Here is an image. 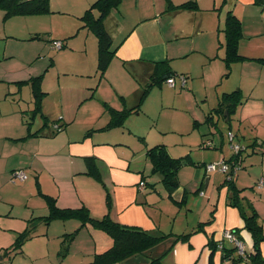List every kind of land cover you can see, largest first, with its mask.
<instances>
[{
  "label": "rangeland",
  "instance_id": "1",
  "mask_svg": "<svg viewBox=\"0 0 264 264\" xmlns=\"http://www.w3.org/2000/svg\"><path fill=\"white\" fill-rule=\"evenodd\" d=\"M93 1L51 0L54 13L39 14L34 18L17 16L5 19L3 22H7L6 34L12 37L3 36V26L0 23V250L6 244L8 246L14 242L17 223H20L21 218H26L29 210H34L37 214L47 210L43 195L55 196L58 205L65 200L95 202V199L102 198L103 195L105 197L104 177L99 182L92 177L76 174L77 172L74 174L62 156L55 153L44 154L60 148L69 138H81L87 130L94 128L99 131L109 122V112L102 105V102H107L103 101L104 97L96 92L94 99L88 98L92 92L90 86H94L99 80L98 74H95L96 60L95 64L91 60L97 53V42L93 32L83 26L80 18ZM184 1L187 0H172L175 4ZM195 1L200 9L197 13L166 11V0H123L120 10L114 9L107 18L106 29L111 32L112 46H115L138 25L132 31L133 35L121 44L125 56L131 60L133 57L139 58L132 62L135 72L134 67L127 62L128 69L132 74L136 73V77L143 75L144 70L139 68L150 67L151 62L148 60H168L171 69L178 73L174 78L176 88L163 83L161 87L151 89L143 99L140 111L125 119L126 126L139 130L145 137L150 133H160L167 141L165 144H173L170 145L172 149H185L188 143H194L195 148L187 153L191 160L201 162L203 155L206 164H211L209 160L214 154H231V144L227 137L230 127L236 130L237 114L231 116L230 124L220 117L216 119L213 128L206 123L207 110L217 105V97L226 90V81L230 77V73L226 74L221 59L224 50L219 44L225 41L222 30L226 14L219 2ZM31 34H38L39 38L32 39ZM55 41H66L67 48L59 52L52 47ZM252 42L264 43V35L253 38ZM121 62L120 59H112L105 72L106 76L114 81L118 78V82L129 80V84L124 82L125 89L130 86L134 88L135 85L130 81L133 75L127 69L125 71ZM186 75L187 85L181 88V77ZM34 79H37L35 83L43 93L41 104L45 116L55 120L60 114L71 120L65 131L58 132L45 141L24 138L28 132L34 133L33 131L43 128L44 124L39 115L31 118L34 105L30 84ZM47 91L49 95L46 97ZM59 92H62L64 112L59 105ZM112 96L117 94L112 92ZM125 96H130V92H126ZM119 97L122 103L118 100L111 101L113 105L108 103V107L122 108L124 100L122 96ZM96 98L102 101L96 102ZM21 111L27 117L22 116ZM203 112H206L204 116ZM50 126L52 127L51 123ZM102 134L100 131L94 133L96 137H107ZM196 137L198 143L194 142ZM202 138L212 140L217 149H205L201 143L204 141ZM139 151V148L135 150L136 155ZM213 164L217 165L210 171L214 172L213 178L218 175L221 178L216 182L211 180L208 187L204 184L201 191H198L199 181L196 178V174L200 173L199 168L187 165L179 172L180 183L188 191L186 204L188 208L194 207L198 213L201 206L199 199L205 194L206 198L213 194L215 200L222 197L217 190L225 174L218 163ZM17 172H24L28 180H16ZM240 173H244V170ZM145 177L148 183L165 191L157 182V176L151 174V165L147 168ZM146 188L150 189L149 186ZM80 202L79 200L78 204ZM22 230L23 228L20 231ZM58 232H61L60 226L51 228V241L57 239ZM47 236L48 232L46 236L26 241L23 253L14 256L9 264L31 262L32 257H37V264H50L46 251L42 250V255L41 250H37L34 245L36 241L47 244ZM64 246L69 247L66 242ZM0 252L3 253L4 250ZM50 258L52 264H60L63 259L61 255Z\"/></svg>",
  "mask_w": 264,
  "mask_h": 264
},
{
  "label": "crops",
  "instance_id": "2",
  "mask_svg": "<svg viewBox=\"0 0 264 264\" xmlns=\"http://www.w3.org/2000/svg\"><path fill=\"white\" fill-rule=\"evenodd\" d=\"M170 1L172 2V0ZM214 1L220 3V7L225 9V14L228 11H231L241 22L242 39L238 45L239 53L249 59L264 58V43L256 44L252 42L253 38L264 35V0ZM122 2L123 0H121V3ZM172 3L174 5L180 4H175L174 2ZM121 5L122 4H120V6ZM120 6L118 10H120ZM50 10V13L55 12V10L52 11L51 4ZM211 10L214 11V9ZM34 16L26 17L34 18ZM12 17L16 18L17 16ZM3 20H5L4 12L0 10V23H2L3 26L2 34L5 38L12 37L6 34V32H8L6 29L7 22L4 23ZM137 26L138 25H135L132 30L120 40V42L124 43L126 38L133 35L132 31L136 30ZM31 35V38L35 36L39 38L38 34ZM121 44L120 47H118L116 54L117 57L115 58L118 60L120 59L125 71L128 70L132 74L131 70L128 69L127 62L129 61V65L132 66V62L134 60H139V58L135 59L133 57L131 60V58L125 56V54L122 53L123 49L121 48ZM219 44L221 46V42H219ZM160 53L164 52L161 51ZM223 56L221 59H223ZM91 60L93 61V64H95L96 60L95 65L97 66V53ZM148 61L151 62L149 68H139L144 70L143 75L140 77L142 79L136 77L138 76L136 73L132 74L133 79L130 81L135 85V87L133 88V86H130L129 89H125L124 87V82L129 84V80L125 79L123 82H118V78L112 74V76L117 80L114 81L110 79L109 76L107 78L106 73L103 77H100L96 70L95 74H98L99 80L94 86H90V91L92 92L88 98L94 99L96 92H99L100 96L104 97L103 101H107L102 102L103 107L106 108L108 103L113 105L111 101L118 100L121 102L119 96H122L124 100V106L122 105V108H113L110 105L109 107L117 111L137 107L142 87L145 83L150 81L149 76L153 69V63L164 60ZM135 70L136 69L134 67V72ZM229 75L230 77L228 81H226V90L222 92H231L239 89L243 94L244 104L236 111V130H232L230 127L227 138L231 145L238 146L240 149L245 148L246 151L242 152L241 155L238 153L240 163L239 166L235 165V167H233L234 163H232V161L229 162L234 154L231 146V154H228L227 152L224 156L221 154H214L211 157L209 160L210 163L212 162L211 164L218 163L221 165L220 163L222 161L226 164V171L223 173L225 176L223 175V180L221 179L222 181L217 190L222 194V197L219 196L215 200L213 194L208 198L205 197V194L201 199H199L201 202L199 213L196 212L194 207L188 208L186 204L188 191L187 188L180 183V170L187 165L196 166L200 169V173L196 174V178L199 181L198 191H201L204 184L205 187H208L211 180L216 182V180L221 178V176L218 175L213 178L212 175L214 172L206 171L204 168L206 160L203 155L201 156L203 162H200V160L194 161L190 158L192 162L188 159V163L183 165L177 172L179 187L172 193V197L170 199L168 191L162 186L160 177L152 174V167L151 174L157 176V182L161 184L165 191L160 189L158 190L155 184L147 182L145 173L151 163H148L150 161H148L149 159L147 158L145 151L154 145L163 144L167 147L168 153L172 158H186V156H189L187 153L192 151L196 144L188 143L185 149H172L171 146L173 144H165L167 141L160 133H150L146 136V138L141 132H139V130H133V128L126 126L125 119L132 116V114L124 119L122 126H113L109 128L110 131L100 132L103 133V136L107 135V137H96L94 135L95 132H91V134L87 136V132L96 131L93 128L84 132L81 138H69L60 148L44 152V154L55 153L56 155L62 156L67 161L69 168L72 169L71 171H73L74 174L77 172L76 174L86 175L84 174L86 172L85 158H94L96 167L100 172V176L102 178L104 177L103 183L110 197V218L114 222L121 225L138 227L155 235L170 234L144 254L128 257L118 264H149L152 259L157 258L161 260L162 264H231V260L224 259V255L227 250L233 249L235 246L229 243L226 238L222 236V234L224 231H232L236 229L241 230L239 234L241 237L240 242L243 244L244 250L249 252L252 248L251 236L247 231L242 230L244 222L241 219L238 210L230 205L228 190L223 185L226 174L230 171H233L232 177L235 186L238 189H244L241 195L245 198L251 199L253 207L259 216L264 236V185L261 188H258V182L261 179L264 182V66L253 60L247 59L232 65ZM174 88H176V86ZM112 92L116 93L117 96L113 97ZM126 92H130V96H125ZM48 95L49 91L46 92V97ZM58 95L60 98L59 105L64 112L62 107V92H59ZM219 97L220 96L217 97V103ZM95 101L100 103L102 100L99 101L98 98H96ZM103 103H105V105ZM21 113L22 116L26 115L24 114V111H21ZM42 113L44 114L43 111ZM205 113L206 112H203L202 116H204ZM136 115L138 116V114ZM58 117L61 118V122L65 124L64 129L61 131H65L71 124V120H69L67 116L64 118V116L60 114ZM200 117L201 114L198 115V119ZM193 120L197 121L195 118H193ZM53 121L54 119L49 118V120H47L48 124L44 125L45 130L40 132L37 137H32L33 141H45V139L52 138L58 134V132H54L53 127H55V124ZM209 122L206 123L208 124ZM50 123L52 124V127L50 126ZM138 140H140L141 143ZM201 140L206 141L207 139L202 138ZM195 141L198 143L197 137L194 139V142ZM137 148L140 149L138 155H136L135 152ZM210 149L217 148L214 146V148ZM40 153L41 152H39V154ZM42 156L45 155L42 154ZM243 170L244 173H240ZM27 180L28 177H26L24 181ZM141 182H144L145 185L143 190L139 189V184ZM149 185H154L155 188L152 189ZM147 186H149L150 189L146 188ZM79 200L81 201L80 204H78ZM95 200V202H88L82 199H78V201L77 199H72L62 201V203L59 204L61 206L57 203L56 204L59 208H79L83 205L88 209L92 218H101L108 211L106 206V193L105 197L103 195L102 198L100 197ZM47 212L48 210L37 214L34 213V210H29L26 218H21L20 223H17L15 237L27 228L30 220L46 215ZM208 223L210 224L208 225ZM205 224L207 226H204ZM53 226H60L61 232H58L56 240L51 241L49 233ZM199 226L201 229L197 230ZM78 227V222L74 220H68L65 222L54 221L48 225L38 221L35 228V234L27 242L46 236L48 232L46 240L47 244L43 245L41 241H36L34 245L37 250H41L42 255H44L42 250L46 251V257L50 264H52L50 262V257L54 255H61V258L63 259L60 260V264H87L92 261L95 254L103 253L112 246V239L106 233L95 230L90 226H85L77 232L76 236L72 240L68 242V250L66 254L64 253V255H62L64 252V243H62V240L64 239L63 235L72 233ZM22 228L23 230L20 231ZM17 230L20 232H16ZM184 235H188V237L181 239L180 237ZM178 236L179 239L177 238ZM209 241H211L215 246V250L213 252L208 245ZM9 244L8 246H6L7 244L3 246L4 248H1V250L10 248L13 243L11 242V244ZM23 251L22 246L21 252L13 253V257L17 254L23 253ZM0 253V264H7V258L2 257L4 252ZM260 253L264 259V242L260 244ZM233 255L237 256L236 250ZM37 261V257H32L31 262H18L17 264H37ZM240 264H245V262Z\"/></svg>",
  "mask_w": 264,
  "mask_h": 264
},
{
  "label": "trees",
  "instance_id": "3",
  "mask_svg": "<svg viewBox=\"0 0 264 264\" xmlns=\"http://www.w3.org/2000/svg\"><path fill=\"white\" fill-rule=\"evenodd\" d=\"M166 1L168 2L166 11H187L196 13L199 10L198 3L195 0H187L183 3H180L179 5H174L170 0ZM120 4L121 0H95L84 11L80 18L84 23L83 26L87 27L88 30H91L96 38V70L100 77L104 76L111 60L117 57L116 54L118 47H120V44L122 43L118 42L115 46H112L113 39L111 32L107 31L106 29L107 18L111 15V12L114 9L118 10ZM0 10L4 12V19L12 16H34L51 12L50 0H0ZM222 32L225 38L224 43H221V47H223L224 50V56L222 60L224 61L227 75L230 73L232 65L247 59L253 60L264 66V58L249 59L239 53L238 45L242 39L241 22L231 11L226 13L224 29ZM33 38L38 37L35 36L32 37V39ZM52 47L58 51H61L67 47V42L55 41L53 42ZM177 74L178 73L171 69L168 60L154 62L152 72L149 76L150 81L145 83L142 87L138 106L122 111H117L106 106L110 115V120L108 124L99 131H109V128L113 126H122L123 121L127 116L140 110V102L142 103L143 99L151 91V89L155 87H161V85L163 83H167L169 79L174 81V88L176 86V80L174 78ZM187 78V75L181 77V82H183L181 83L182 88H185ZM36 80L37 79H34L33 83L31 84L29 82L33 90L32 103L34 105L31 112V118L33 119L36 115H39L44 120V124L42 126L43 128L34 131V133L28 132L27 136L24 138L37 137L38 134L43 131L47 120H49V118H47L42 113L41 101L43 93L40 91V87L36 85ZM103 104L105 105V103ZM243 104V94L239 89L231 92H223L218 99L217 105L213 109L209 110L208 114L206 115V122L210 121V124L208 123V125L213 128L215 126L216 119L220 117L230 124L231 116L233 114L235 115L237 109ZM25 117H27V115H25ZM53 123L55 124L54 126H56V128L53 127L54 132H59L64 129L65 124L61 122V118L54 120ZM194 126H197L196 122H194ZM99 131H90L87 132L86 135L88 136L91 134V132ZM201 143L204 148H214L212 141H209V139L202 141ZM232 146L233 145H231V147ZM245 151L246 149L242 148L238 152H233L234 154L232 155V159L229 160V162L232 161V163H234L233 167H235V165L239 166L240 160L238 153L241 155V153ZM145 154L152 165V174L158 175L160 177L162 186L168 191V196L171 199L172 193L179 187L177 172L183 165L188 163V159L190 160V157L186 156V158H172L168 153L167 147L163 144H157L146 149ZM94 160L95 159L92 157L85 158L86 172L84 174L100 182V172L96 167ZM204 165V168L206 169L207 166L211 164ZM232 175L233 171H230L226 174L223 185L228 190V199L230 201V205L238 210L239 215L244 222L242 230L247 231L251 236L252 248L249 252L244 250L243 254H239L236 247L233 246V249L226 251L224 259L231 260V264H240L242 262H245V264H264V259L260 253V244L264 242V236L262 233V226L259 221V216L253 207L251 199L245 198L241 195L244 189H238L235 186ZM149 186L152 189L155 188L154 185ZM105 193L107 197L106 206L108 211L101 218H92L88 209L83 205L79 208H59L54 197L43 195L47 203L48 212L46 215L30 220L27 228L23 232L16 235L12 246L4 250L2 257L7 258V264H9V261L13 258V253L21 252V248L24 243L33 237L38 221L45 225H48L54 221L65 222L68 220H74L78 222L79 227L76 230H74L72 233L63 235L64 239L62 240V243H68L76 236L77 232L85 226H90L95 230L106 233L112 239V246L103 253L95 254L92 261L87 264H118L128 257L144 254L154 245L170 235H155L138 227L125 226L114 222L109 216L111 203L106 188ZM200 229L201 228L199 226L197 230ZM230 232L235 235L236 239L239 241L241 240V237L239 236L241 230L236 229ZM187 237L188 235H184L180 238L185 239ZM177 238L179 239V236ZM208 245L213 252L215 250L214 244L209 241ZM63 250L64 252L62 255H64V253L66 254L68 247L66 248L63 246ZM235 250L237 252V256L233 255ZM149 264L162 263L161 260L157 258L152 259Z\"/></svg>",
  "mask_w": 264,
  "mask_h": 264
},
{
  "label": "built area",
  "instance_id": "4",
  "mask_svg": "<svg viewBox=\"0 0 264 264\" xmlns=\"http://www.w3.org/2000/svg\"><path fill=\"white\" fill-rule=\"evenodd\" d=\"M181 83H183V82H181ZM167 84H168L169 87H173V86H174V81H173L172 79H169V80L167 81ZM183 85H184V84H183ZM55 128H56V126H55ZM231 149H232L234 152H238V151L240 150V148H239L238 146H232ZM220 164H221V165H220V166H221L220 170L223 171V172H225V171H226V169H225L226 164H225L223 161H222ZM216 166H217V165H215V164L208 165L207 168H206V171L210 172V171L214 170ZM218 166H219V164H218ZM15 178H16V180H18V181H24V180L26 179V175H25L24 172H17V173L15 174ZM263 185H264V182H263V180L261 179V180L258 182V188H261ZM139 189H140V190H141V189H142V190L144 189V183H143V182H141V183L139 184ZM224 237L226 238V240H227L229 243L233 244V245L236 247L237 252H238L239 254H243L244 246H243V244H242L238 239H236L235 235H233L230 231H226L225 234H224Z\"/></svg>",
  "mask_w": 264,
  "mask_h": 264
},
{
  "label": "water",
  "instance_id": "5",
  "mask_svg": "<svg viewBox=\"0 0 264 264\" xmlns=\"http://www.w3.org/2000/svg\"><path fill=\"white\" fill-rule=\"evenodd\" d=\"M225 115H226V113H225Z\"/></svg>",
  "mask_w": 264,
  "mask_h": 264
}]
</instances>
